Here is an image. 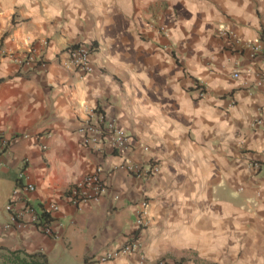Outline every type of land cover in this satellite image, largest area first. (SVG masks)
I'll return each mask as SVG.
<instances>
[{
    "label": "crops",
    "instance_id": "obj_1",
    "mask_svg": "<svg viewBox=\"0 0 264 264\" xmlns=\"http://www.w3.org/2000/svg\"><path fill=\"white\" fill-rule=\"evenodd\" d=\"M220 29L261 48L250 55ZM26 37L45 67L0 57L9 146L0 149V225L12 193L58 208L54 236L34 224L1 230L2 254L39 252L47 264H264V0H0V46L24 54ZM77 43L90 48L89 72L59 63ZM89 109L123 127L127 152L82 143ZM122 156L159 170L135 178L118 166ZM96 166L108 190L67 202L74 180ZM19 169L33 190L16 183ZM144 199L149 225L138 229ZM134 240L128 254L101 259Z\"/></svg>",
    "mask_w": 264,
    "mask_h": 264
},
{
    "label": "built area",
    "instance_id": "obj_2",
    "mask_svg": "<svg viewBox=\"0 0 264 264\" xmlns=\"http://www.w3.org/2000/svg\"><path fill=\"white\" fill-rule=\"evenodd\" d=\"M147 30L155 31L163 37L167 36V31L162 25L148 23ZM219 34L223 37L231 39V42L235 45L248 48L251 52L250 55L258 52L261 48L259 43L252 44L246 40L242 41L227 29H220ZM25 39V45L27 48L24 54L19 55L16 52L6 50L0 46V57L5 56L13 60L17 65L35 62L39 66L45 67L44 60L35 59V48L30 44V42H28L27 37ZM42 42L44 43V41ZM59 63L64 68H74L83 72H89L92 70L90 48L84 44H73L67 48L65 56L60 59ZM237 75V72H232L233 77H236ZM263 82L264 72L259 75L256 84L260 85ZM199 88L200 91L198 95L201 96L204 93L205 86L200 84ZM259 122L260 120L258 119L255 121V123ZM77 132L81 137L82 143L86 147L95 151H101L106 145L113 151L123 154L130 148V136L127 132H125L123 127L118 125L114 118L106 117L105 115L95 111V109H89L86 111L85 117L79 122ZM8 148V140L5 137L0 136V149L2 151H6ZM41 148L44 149L45 145H41ZM143 148L146 149V147ZM118 166L135 178H146L156 174L159 170L158 165L155 163H151V165L144 167L139 163L130 161L125 156H122L121 162ZM251 167L256 169L258 164L253 162ZM25 178L26 175L24 174V169H19L15 177L16 183L21 185L24 192L33 190L34 187L32 183L26 182ZM107 190L108 185L104 176V170L100 166H96L92 172L74 180L71 186L67 189L65 198L67 202L75 206L83 201H97L98 198ZM12 194L4 205V209L9 213V221L0 225V231L3 229H9L12 225L19 228L24 227L25 224H34L42 233L54 236V232L49 226V222L40 223L38 216L40 212L43 211V208L51 215V213L57 210V204L52 202L46 204L40 209H35L23 196L13 197ZM147 205L148 204L145 199L141 200L135 211V226L138 229L149 225ZM137 245L138 244L135 240L128 241L116 249L105 252L101 256V259L113 258L119 254H128L133 251ZM154 264L176 263L159 259Z\"/></svg>",
    "mask_w": 264,
    "mask_h": 264
},
{
    "label": "trees",
    "instance_id": "obj_3",
    "mask_svg": "<svg viewBox=\"0 0 264 264\" xmlns=\"http://www.w3.org/2000/svg\"><path fill=\"white\" fill-rule=\"evenodd\" d=\"M42 210L38 216L39 222H50L51 215L44 208ZM1 258L2 264H47L43 254L39 252L28 253L21 249L8 250L1 254Z\"/></svg>",
    "mask_w": 264,
    "mask_h": 264
},
{
    "label": "rangeland",
    "instance_id": "obj_4",
    "mask_svg": "<svg viewBox=\"0 0 264 264\" xmlns=\"http://www.w3.org/2000/svg\"><path fill=\"white\" fill-rule=\"evenodd\" d=\"M3 252V251H2ZM2 252L0 251V264H2V258H1V254Z\"/></svg>",
    "mask_w": 264,
    "mask_h": 264
}]
</instances>
